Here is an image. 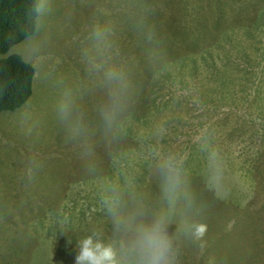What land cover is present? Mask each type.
I'll return each mask as SVG.
<instances>
[{
    "label": "rangeland",
    "instance_id": "obj_1",
    "mask_svg": "<svg viewBox=\"0 0 264 264\" xmlns=\"http://www.w3.org/2000/svg\"><path fill=\"white\" fill-rule=\"evenodd\" d=\"M41 2L9 51L36 73L0 111V264H74L113 213L167 215L179 264H264V0Z\"/></svg>",
    "mask_w": 264,
    "mask_h": 264
},
{
    "label": "clouds",
    "instance_id": "obj_2",
    "mask_svg": "<svg viewBox=\"0 0 264 264\" xmlns=\"http://www.w3.org/2000/svg\"><path fill=\"white\" fill-rule=\"evenodd\" d=\"M32 11L42 13L43 3L33 5ZM165 180L168 179L167 166ZM111 213V209H109ZM113 232L119 239L107 240L100 230H92L76 241L78 252L74 264H179L180 242L169 232L170 218L156 214L138 222L112 214ZM179 231L199 241L205 226L194 217H182ZM70 243V241H69Z\"/></svg>",
    "mask_w": 264,
    "mask_h": 264
},
{
    "label": "trees",
    "instance_id": "obj_3",
    "mask_svg": "<svg viewBox=\"0 0 264 264\" xmlns=\"http://www.w3.org/2000/svg\"><path fill=\"white\" fill-rule=\"evenodd\" d=\"M36 3H39V0H0V111L20 108L30 99L33 93L35 66L26 61L21 54H9V51L13 46L35 33L40 15V13L32 11L33 5ZM261 18H264V13L258 16L253 25L264 32V24L260 23ZM255 22H257V25H255ZM130 25L139 30L143 24L139 22L136 25ZM166 25L170 26V24ZM150 39V37H147L145 40ZM160 42L161 38L156 40V44ZM215 213L217 211L213 213L209 211V214ZM208 223L212 228L213 222L209 221ZM216 226H218V223ZM71 239L74 242L77 241L75 238ZM22 244L16 247L14 255L11 256V254L6 253L5 258H9L6 263L13 264L10 258H15L16 255L20 254L25 245L24 241H22Z\"/></svg>",
    "mask_w": 264,
    "mask_h": 264
},
{
    "label": "bare ground",
    "instance_id": "obj_4",
    "mask_svg": "<svg viewBox=\"0 0 264 264\" xmlns=\"http://www.w3.org/2000/svg\"><path fill=\"white\" fill-rule=\"evenodd\" d=\"M205 257V256H204Z\"/></svg>",
    "mask_w": 264,
    "mask_h": 264
}]
</instances>
